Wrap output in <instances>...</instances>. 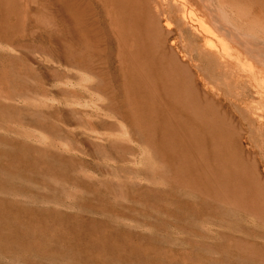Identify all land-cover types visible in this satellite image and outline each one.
I'll return each instance as SVG.
<instances>
[{
	"label": "rangeland",
	"instance_id": "obj_1",
	"mask_svg": "<svg viewBox=\"0 0 264 264\" xmlns=\"http://www.w3.org/2000/svg\"><path fill=\"white\" fill-rule=\"evenodd\" d=\"M172 1L0 0V264H264V0Z\"/></svg>",
	"mask_w": 264,
	"mask_h": 264
},
{
	"label": "bare ground",
	"instance_id": "obj_2",
	"mask_svg": "<svg viewBox=\"0 0 264 264\" xmlns=\"http://www.w3.org/2000/svg\"><path fill=\"white\" fill-rule=\"evenodd\" d=\"M106 2L110 3L112 1L116 2L117 3V7H118V13L119 15L121 16V18L123 19V21H126V22H129V19L132 18L131 17V14L129 13V9H128V4L127 2H125V0H105ZM215 1V0H212V2ZM211 4V3H210ZM214 4V3H213ZM186 5V4H185ZM173 6H177V3L173 2L172 0H155L154 2V13H155V16L158 18V17H162L166 22L168 20L171 19V13H172V7ZM214 6H217V5H214ZM181 8V7H179ZM187 9V8H186ZM186 9L185 8H181V11H182V16H181V19L180 20H183L185 21L186 19ZM213 9V8H212ZM248 9V8H247ZM218 10V9H217ZM211 11V10H210ZM220 11V10H219ZM150 12V11H149ZM248 12V11H247ZM179 13V12H178ZM218 13V12H217ZM262 13V12H261ZM174 14V13H173ZM130 17V18H129ZM214 17V16H213ZM224 17V16H223ZM248 18V17H247ZM132 20V19H131ZM161 20V19H160ZM226 20V19H225ZM188 21V20H186ZM2 23V22H1ZM53 23V22H52ZM187 23V22H186ZM161 25V23H160ZM191 25V24H190ZM214 25V24H213ZM194 26V25H193ZM230 26V25H229ZM166 27L168 29V31H170V26L168 23H166ZM197 27V26H196ZM157 29V28H156ZM192 29L194 30V28L192 27ZM196 29V28H195ZM146 30L149 31V29L146 27ZM64 31V30H63ZM62 32V30H61ZM161 33V32H160ZM180 33V32H179ZM143 34V33H142ZM167 34V33H166ZM158 35V34H157ZM182 35V33H181ZM171 37V36H170ZM169 38V37H168ZM154 39V38H153ZM177 44V43H176ZM192 44V43H191ZM195 44V43H194ZM174 45V44H173ZM181 45V44H180ZM179 45V46H180ZM3 46V45H2ZM203 50L207 51V50H213V44L211 43V39L206 37L204 38L203 40ZM189 48V47H188ZM8 49V48H6ZM186 50V49H185ZM249 51L251 54H257L258 56H261L263 57V60H264V54L262 53V51H259V49H255V48H252V47H249ZM190 52V51H189ZM217 52V51H216ZM150 54V53H149ZM218 56L223 60L222 62L223 63H230L232 60L234 61L235 58H233L232 56V53L230 51H228L227 48H222L221 51H218ZM179 59V57H178ZM192 59V58H191ZM184 61V60H183ZM236 63H237V72L239 70H241L243 73H246L247 72V67L244 63H239L238 60L236 59ZM159 65H156L154 64V68L157 70V72L159 71V74L162 76H167L170 75V74H173V75H177V73H180V68L181 67H184L182 64L179 63V61H177L175 59V62H174V65H172L171 67H169V71H164V70H161L158 68ZM248 71L253 74V72L248 69ZM147 72V71H146ZM152 73V72H151ZM160 76V77H161ZM215 77V75H214ZM179 78V76H178ZM195 78V77H194ZM89 79V78H88ZM156 80H157V77H156ZM163 81V80H162ZM160 82V81H159ZM213 82V81H212ZM166 84V83H165ZM192 84V83H191ZM161 88V87H160ZM161 90V89H160ZM174 89H170V88H167L165 86V99H167V107H168V110L167 111H152L150 114L149 113H146V114H142L140 116V120L139 122L142 123L144 129H212V128H215V129H218V127H216L217 125L215 124V119H214V122L213 123H209L208 122H204L202 121V119L198 116V112L197 111H194L192 110L191 106L187 103H185L184 101L183 102H178L177 101V98L178 96H176V94H173L175 92H173ZM215 91V90H214ZM250 91V90H249ZM173 92V93H172ZM220 93V92H219ZM245 93V92H244ZM232 95V94H231ZM151 96V95H149ZM239 96V95H238ZM35 96L32 98V100H34ZM241 98V97H240ZM3 99V98H2ZM30 99V98H29ZM41 99V98H40ZM50 99V98H49ZM11 100V99H9ZM19 100V98H18ZM23 100V99H22ZM46 100V99H45ZM54 100V99H53ZM28 102V100H26ZM31 101V100H30ZM49 101V100H48ZM47 101V102H48ZM51 101V100H50ZM57 101V100H56ZM145 101V100H144ZM14 102V100H13ZM35 102V101H33ZM213 102V101H212ZM15 103V102H14ZM21 103V102H20ZM31 103V102H30ZM60 103V102H59ZM45 104V103H44ZM50 104V103H49ZM210 104V103H209ZM23 105V104H22ZM47 105V104H45ZM21 106V105H19ZM42 106H43V103H42ZM77 106V105H76ZM144 106V105H142ZM215 106H217L219 109H223L224 111L226 110V107L225 105L220 102V101H215ZM231 106V105H230ZM30 107V106H29ZM34 107V106H33ZM79 107V106H78ZM166 107V106H165ZM18 108V107H17ZM19 109V108H18ZM237 110V107L235 108ZM154 110V109H153ZM239 110V109H238ZM237 110V111H238ZM30 112V111H29ZM239 112V111H238ZM35 113V112H34ZM86 115V113H85ZM31 116V115H30ZM90 115H88L89 117ZM109 116V115H108ZM28 117V116H27ZM261 117H264V114L261 115ZM91 118V117H89ZM107 118V117H106ZM3 119V118H2ZM112 120V119H111ZM28 121V120H27ZM36 121V120H35ZM88 121V120H86ZM34 122V121H33ZM93 122V121H92ZM90 123V122H89ZM121 123V122H120ZM7 124V123H6ZM123 125V124H120V126ZM125 126V125H124ZM122 127V128H127L126 126L125 127ZM254 126V125H253ZM14 127V126H13ZM263 127V126H262ZM261 127V128H262ZM257 129V128H256ZM126 130V129H125ZM31 131V130H30ZM1 132V131H0ZM4 132V131H3ZM92 132V131H91ZM24 133V132H23ZM94 133V132H93ZM125 133V131H124ZM3 134V133H2ZM15 134V133H14ZM35 134V132H34ZM98 134V133H97ZM96 134V135H97ZM117 134V133H116ZM4 135V134H3ZM99 135V134H98ZM102 135V134H101ZM124 135V134H123ZM128 135V134H127ZM2 136V135H1ZM42 136V135H41ZM105 136V135H104ZM116 136V135H115ZM118 136V135H117ZM116 136V137H117ZM110 137V136H109ZM17 138V137H16ZM46 138V137H45ZM19 139V138H18ZM24 139V138H23ZM34 139V138H33ZM37 139V138H36ZM96 139V138H94ZM16 140V139H15ZM30 140V139H29ZM46 140V139H45ZM56 140V139H54ZM103 140V139H102ZM12 141V140H11ZM27 141V140H26ZM60 141V140H59ZM130 141V139H129ZM56 142V141H55ZM133 142V141H132ZM14 143V142H13ZM29 143V142H28ZM64 143V142H63ZM54 144V143H53ZM42 146V145H41ZM45 146V145H44ZM43 146V147H44ZM57 146V145H56ZM61 146V145H60ZM33 147V146H32ZM66 147V146H65ZM45 148V147H44ZM43 148V150H44ZM67 148V147H66ZM16 149V148H15ZM59 149V148H58ZM35 150V149H34ZM42 150V151H43ZM18 151V150H17ZM46 151V150H45ZM64 151V150H63ZM72 151V150H71ZM224 151V149H223ZM22 152V151H21ZM32 152V151H31ZM74 152V151H73ZM63 153V152H62ZM61 153V154H62ZM24 154V153H23ZM64 154V153H63ZM67 154V152L65 153ZM64 154V155H65ZM70 154V152H69ZM37 155V153L35 154ZM42 155V153H41ZM30 156V155H29ZM38 156V155H37ZM63 156V155H62ZM17 157V156H16ZM19 157V156H18ZM49 157V156H48ZM64 157V156H63ZM35 159V158H33ZM37 159V158H36ZM55 159V158H54ZM61 161V160H60ZM248 182V181H247ZM251 187V186H250Z\"/></svg>",
	"mask_w": 264,
	"mask_h": 264
}]
</instances>
